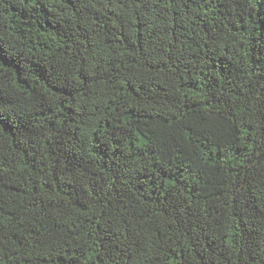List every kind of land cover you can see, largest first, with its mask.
<instances>
[{
	"label": "trees",
	"instance_id": "trees-1",
	"mask_svg": "<svg viewBox=\"0 0 264 264\" xmlns=\"http://www.w3.org/2000/svg\"><path fill=\"white\" fill-rule=\"evenodd\" d=\"M0 264H264V0H0Z\"/></svg>",
	"mask_w": 264,
	"mask_h": 264
}]
</instances>
